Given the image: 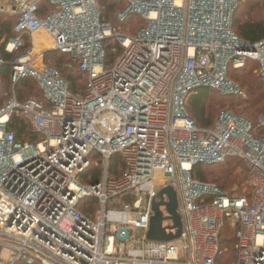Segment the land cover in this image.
<instances>
[{
    "label": "built area",
    "instance_id": "2783aa9c",
    "mask_svg": "<svg viewBox=\"0 0 264 264\" xmlns=\"http://www.w3.org/2000/svg\"><path fill=\"white\" fill-rule=\"evenodd\" d=\"M48 1L49 12L42 0H0V13L17 18L16 36L3 44L17 57L13 94L0 109V264H222L227 227L236 242L231 264H264V135L257 132L264 120L256 129L224 111L203 129L186 106L199 88L240 94L228 71L250 62L264 84V41L250 44L234 31L241 0H124L119 21L146 22L135 35L102 23L98 0ZM108 39L122 53L107 68ZM51 52L79 64L83 93H72L45 63ZM5 65L0 53V71ZM24 79L44 100L18 101ZM15 115L38 142L17 140L9 130ZM116 157L125 169L113 179ZM228 159L245 164L251 197L193 178L195 166ZM93 166L101 178L84 184ZM157 172L180 205L183 232L174 242L148 239ZM92 198L97 210L88 216L81 208Z\"/></svg>",
    "mask_w": 264,
    "mask_h": 264
},
{
    "label": "trees",
    "instance_id": "16d2710c",
    "mask_svg": "<svg viewBox=\"0 0 264 264\" xmlns=\"http://www.w3.org/2000/svg\"><path fill=\"white\" fill-rule=\"evenodd\" d=\"M103 11L101 13V22L110 23L114 27L122 28L126 33L135 35L140 29L146 26L145 20L137 15H130L124 23L118 19V14L126 10L127 5L124 0H99ZM42 6L51 11L48 0H43ZM100 10V9H99ZM16 19L5 15L0 16V44L3 40L6 42L14 38ZM118 24V25H117ZM117 25V26H115ZM234 31L244 41L255 44L264 41V0H241V4L235 14ZM29 41V38H28ZM28 42L26 48L19 54L24 53L29 49ZM105 48V65L112 67L118 60L122 53V47L114 42L113 39H108L104 42ZM0 53L4 58L6 65L0 71V109L9 101L13 94V83L11 79V63L15 60L17 55H11L4 51L1 47ZM56 61V65L52 62ZM74 64L73 69H68V64ZM46 64L56 68L62 78L69 84L72 93H83L87 76L82 73L75 64L73 59L69 56L59 54L57 52L48 53L46 56ZM252 64H259L250 62L246 68L242 70H235L230 68L228 74L231 75L234 82L247 95L246 99L234 100L229 97H218L215 90L209 88L196 89L187 102V111L190 117L194 120L199 128L210 129L215 125L218 115L221 111L229 109L235 111L236 114L246 117L252 122L254 127L258 129L260 124L259 119L264 116V84L256 73L257 68H250ZM232 80V81H233ZM15 92L20 103H24L30 98H37L44 100V94L38 84L32 79H24L20 81L16 87ZM214 92V93H213ZM224 112V111H223ZM9 130L14 132L18 141L38 142L40 135L33 133L29 124L22 115H15L9 125ZM259 136L264 135V130H257ZM239 161L237 159H228L225 163L205 166L198 165L193 168L192 176L195 180L216 184L214 186L220 188L230 196L251 197L252 190L247 187L248 172L247 168L241 163H233ZM212 167V169H208ZM207 168V169H206ZM125 167L121 158L116 157L111 163V178L117 179L123 173ZM206 169V170H205ZM90 178L84 184L97 183L101 178V168L93 166L85 175ZM246 185V192L245 190ZM85 206V207H84ZM82 212L88 216H93L97 210V201L92 198L85 202ZM225 239L222 241V247L229 248V253H226L222 259V264H231L236 260L235 238L230 228L227 227L224 231Z\"/></svg>",
    "mask_w": 264,
    "mask_h": 264
},
{
    "label": "rangeland",
    "instance_id": "374dc122",
    "mask_svg": "<svg viewBox=\"0 0 264 264\" xmlns=\"http://www.w3.org/2000/svg\"><path fill=\"white\" fill-rule=\"evenodd\" d=\"M98 7L100 9V11H103L102 7H101V3L98 0ZM118 25V24H117ZM115 25V26H117ZM124 31V30H123ZM125 32V31H124ZM114 42H117V40L113 39ZM118 43V42H117ZM119 44V43H118ZM46 62V60H45ZM52 65H56V61L51 60ZM257 68L258 70V66L257 64H252L250 66V68ZM258 74V71L256 72ZM228 78L232 81L233 78L231 77V75L228 74ZM234 82V80H233ZM235 83V82H234ZM236 84V83H235ZM239 88L240 94L237 93H232V94H225L222 91H218L215 92L217 94L218 97H229V98H233L234 100H239V99H246L247 95L244 91H242V89L239 87L238 84H236ZM214 93V92H213ZM223 111H228V112H232L237 116H240L239 114H236L235 111H231L229 109L226 108V110ZM221 111L218 115V118L220 116V114L223 112ZM244 117V116H242ZM246 118V117H245ZM247 119V118H246ZM218 120V119H217ZM262 120H264V116H261L259 119V122H261ZM250 121V120H249ZM217 122V121H216ZM233 163H241L239 161H235ZM242 164V163H241ZM244 164V163H243ZM245 166V164H244ZM246 167V166H245ZM207 169V168H206ZM205 169V170H206ZM208 169H212V167H209ZM155 188L158 192L163 191L164 189H166V184H167V179L164 177V174L162 172H157L155 175ZM208 184V183H207ZM210 184V183H209ZM211 185H216V184H211ZM217 186V185H216ZM220 189V188H219ZM244 192H246V185H245V190ZM229 195V194H228ZM177 198V195L175 193L170 194L169 198H166V201L171 203L172 201H174V199ZM180 209V205L179 203H177L176 207L174 208L175 211H178ZM153 217L151 219V224H150V229L148 231V237H150L153 240H159V241H170L172 238H174L175 236H177V230L174 228V218L171 216V214L169 213L167 206L164 205L160 200H156L153 204ZM177 241V240H176ZM174 242V241H173Z\"/></svg>",
    "mask_w": 264,
    "mask_h": 264
},
{
    "label": "water",
    "instance_id": "95a60500",
    "mask_svg": "<svg viewBox=\"0 0 264 264\" xmlns=\"http://www.w3.org/2000/svg\"><path fill=\"white\" fill-rule=\"evenodd\" d=\"M172 193L176 194V192L171 187L166 188V189H164L163 191H161L159 193L157 199L160 200L164 205L167 206V209H168L169 213L174 218V228L177 230V236L172 238L170 241L153 240L150 237H148V239L150 241L173 242V241L179 240L181 238V235H182V232H183L182 220H181L180 215L177 213V211L174 210V208L176 207V205L178 203V198L174 199V201H172L171 203L166 201V198L168 199L170 194H172Z\"/></svg>",
    "mask_w": 264,
    "mask_h": 264
},
{
    "label": "crops",
    "instance_id": "0c3cea01",
    "mask_svg": "<svg viewBox=\"0 0 264 264\" xmlns=\"http://www.w3.org/2000/svg\"><path fill=\"white\" fill-rule=\"evenodd\" d=\"M42 2H43V0H42ZM42 2H41V4H42ZM48 3H49V1H48ZM49 5H50V3H49ZM40 6L42 7V9L45 8V5H44V6L40 5ZM50 6H51V5H50ZM48 12H49V11H48ZM43 14H44V13L41 12V15H43ZM1 15H5V16H8V17L15 18L16 21H17V18H16L15 16H11V15L6 14V13H0V16H1ZM4 42H5V40H3L2 43L0 44V49H1V47H3ZM4 51H5V50H4ZM46 56H47V54H46ZM45 60H46V57H45ZM45 60H44V61H45ZM45 63H46V62H45Z\"/></svg>",
    "mask_w": 264,
    "mask_h": 264
}]
</instances>
